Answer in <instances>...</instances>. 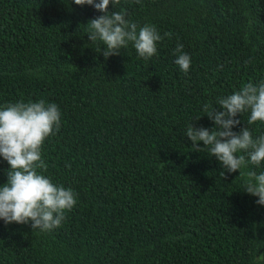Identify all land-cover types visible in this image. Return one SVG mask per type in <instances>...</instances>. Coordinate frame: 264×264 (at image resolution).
Masks as SVG:
<instances>
[{"label":"trees","instance_id":"16d2710c","mask_svg":"<svg viewBox=\"0 0 264 264\" xmlns=\"http://www.w3.org/2000/svg\"><path fill=\"white\" fill-rule=\"evenodd\" d=\"M109 10L155 26L157 53L145 60L130 43L105 60L85 33L103 15L90 5L0 0V108L58 106L38 171L77 198L50 232L0 219V264H264V205L239 170L184 134L215 126L205 104L222 111L220 98L264 82V0H120ZM178 44L188 73L174 62ZM249 116L233 131L264 136ZM9 167L0 156V186ZM249 170L264 172V161Z\"/></svg>","mask_w":264,"mask_h":264},{"label":"clouds","instance_id":"9594fccd","mask_svg":"<svg viewBox=\"0 0 264 264\" xmlns=\"http://www.w3.org/2000/svg\"><path fill=\"white\" fill-rule=\"evenodd\" d=\"M76 5H90L103 13L90 19L85 31L95 51L102 53L105 60L120 55L131 43L139 57L145 60L157 53V42L163 37L155 26L139 27L126 19L123 11H110L109 4H120V0H74ZM140 3V0H136ZM165 35H169L166 33ZM183 45L175 49L177 64L188 73L191 58L182 51ZM222 111L208 104L204 113L214 122L211 129L197 127L193 123L184 134L192 142L195 151L208 149L227 172L239 170L246 177L243 191L258 197L256 203L264 205V172L241 171L249 164L259 166L264 161V136L253 138L247 127L239 132L233 128L240 124L238 114L250 111L248 124L264 122V82L258 86L249 82L239 91L220 98L217 102ZM204 114V115H205ZM198 117L196 120H199ZM61 126V113L55 103L16 102L0 108V156L8 162L7 182L0 186V219L4 223L29 224L33 230L50 232L61 226L65 212L77 203L76 194L69 188L54 184L38 170H47L41 150L45 140L55 135ZM203 141L204 147L197 143ZM247 154V158L246 155ZM224 176V172L222 174Z\"/></svg>","mask_w":264,"mask_h":264}]
</instances>
